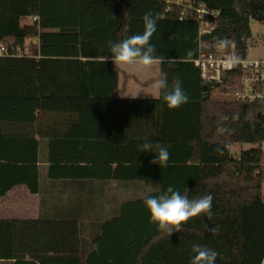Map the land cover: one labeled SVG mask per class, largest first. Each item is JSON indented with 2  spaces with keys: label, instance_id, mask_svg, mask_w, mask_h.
Returning <instances> with one entry per match:
<instances>
[{
  "label": "trees",
  "instance_id": "16d2710c",
  "mask_svg": "<svg viewBox=\"0 0 264 264\" xmlns=\"http://www.w3.org/2000/svg\"><path fill=\"white\" fill-rule=\"evenodd\" d=\"M252 1L264 14V0H188L220 12L215 28L202 37L193 8L177 0L155 1L160 11L150 43L154 55L166 61L159 64V76L167 73L169 86L178 78L189 96L188 103L170 109L163 93L157 99L129 96L126 71L111 60L109 42L142 34L146 9L119 0L116 15L100 4L83 15L81 0H0V50H7L0 56V197L22 184L39 194V171L50 178L66 169L84 170L90 177L119 180L136 193L117 219L120 234L132 243L116 252L131 264H190L193 245L217 251L216 264H264V100L214 99L216 91L241 92L246 72L238 68L226 71L220 82H205L192 62L201 48L248 58L257 43ZM223 38L234 46L219 47ZM98 127L122 133H96ZM221 127L228 131L218 132ZM145 142L168 147L166 167L151 163L156 153L143 152ZM236 144L254 147L237 157ZM6 167L11 180L1 177ZM157 186L159 192L151 191ZM169 186L181 194L188 189L190 199L212 194V215L190 219L171 236L160 230L144 200ZM206 224L218 226V233ZM111 225L102 229L100 243L110 241ZM56 230L62 245L56 258L80 261L66 246L79 241L74 225L60 219ZM7 239L0 234V264H46L54 258L34 250L32 234L26 239V233L14 232ZM8 243L11 248H1Z\"/></svg>",
  "mask_w": 264,
  "mask_h": 264
},
{
  "label": "crops",
  "instance_id": "0c3cea01",
  "mask_svg": "<svg viewBox=\"0 0 264 264\" xmlns=\"http://www.w3.org/2000/svg\"><path fill=\"white\" fill-rule=\"evenodd\" d=\"M84 2L85 0H81V10ZM150 75L156 76L149 77L148 81L145 80L146 84L148 82L149 84L141 92V96H132L135 95L134 93H128V95L135 98L157 99L159 96L151 87L153 81L157 79V75L159 78V68L152 69ZM124 77L126 78V76ZM123 81L126 91V80ZM154 94L155 96H152ZM118 102L120 99L117 100ZM113 132L122 133L119 130L103 132L99 127L96 133ZM39 166H41L40 163ZM6 168L7 171H3L1 177L4 175L3 178L11 180L13 172H10V167ZM73 169H66L64 172L62 171V174L59 173V177L50 178L44 177L47 171L44 173L39 171L37 178L39 194H33L27 185L22 184L0 197V223L3 222L0 224V234L2 238L8 236L7 240L10 242L14 232L18 235L26 233V239H29L32 234L34 250L39 249L42 255L54 257L46 264H131V260L122 259L116 252L122 248H130L132 243L131 237H122L120 234L119 230L122 227L117 219L123 216L124 203L131 201L132 198L136 199V193L132 194L131 187H121L119 180L94 178L84 170ZM39 174H43V177ZM60 219L70 221L74 225L76 238L79 241L74 245L66 246H70L71 250L76 251L75 256L78 255L77 258H80V261H76V259L60 261L56 258L55 251L62 246L56 230ZM128 222L129 227L131 221ZM111 223L110 241L103 240L100 243L102 229ZM10 246L11 244L8 243L1 248L8 249L11 248ZM101 250L104 254L96 253ZM6 264H15V262L8 261ZM36 264L43 263L36 260Z\"/></svg>",
  "mask_w": 264,
  "mask_h": 264
},
{
  "label": "clouds",
  "instance_id": "9594fccd",
  "mask_svg": "<svg viewBox=\"0 0 264 264\" xmlns=\"http://www.w3.org/2000/svg\"><path fill=\"white\" fill-rule=\"evenodd\" d=\"M144 32L142 34H134L128 38L117 42H109V48L112 53V61L115 65H140L143 67H152L165 63L162 56H155V47L150 43L154 33L157 31V18L153 13L149 12L143 16ZM218 46L221 48H228L234 46V42L228 38L218 39ZM191 54V53H189ZM108 60L105 58L104 62ZM242 62L238 57L233 56L229 59L228 64H235ZM152 87L157 96L163 93V99L168 108L178 109L182 105L189 102V96L182 87L181 81L176 78L169 86L167 73H161L159 78L155 80ZM227 119V117H223ZM228 131L226 128H218V132ZM141 150L147 153L155 152V158L151 161L152 164H159L161 168L167 166L170 158L168 147L152 142H145L141 146ZM217 151H220L218 148ZM153 192H159V188L153 187ZM213 195L206 194L199 198H189L188 189L184 194L176 190L174 186H169L166 192H161L156 196L145 197L144 203L151 214V219L158 224L160 230L166 232L169 236L173 232H179L180 226L187 223L190 219L201 216L202 214L211 216ZM207 230L216 234L219 227H212L205 225ZM194 257L190 264H216L219 253L206 246L193 245Z\"/></svg>",
  "mask_w": 264,
  "mask_h": 264
},
{
  "label": "built area",
  "instance_id": "2783aa9c",
  "mask_svg": "<svg viewBox=\"0 0 264 264\" xmlns=\"http://www.w3.org/2000/svg\"><path fill=\"white\" fill-rule=\"evenodd\" d=\"M188 0H177L179 5L193 8L198 14L201 30L200 36L209 34L216 25V19L220 15L217 10L208 9L204 5H194ZM7 55L5 47H1L0 56ZM232 56H217L214 53H207L202 50L199 56L193 60V66L199 70L200 76L205 82H220L226 71L238 68L243 69L246 74L242 79V91L235 95L237 100H248L251 102L264 100V61L240 59L242 62L228 64Z\"/></svg>",
  "mask_w": 264,
  "mask_h": 264
},
{
  "label": "rangeland",
  "instance_id": "374dc122",
  "mask_svg": "<svg viewBox=\"0 0 264 264\" xmlns=\"http://www.w3.org/2000/svg\"><path fill=\"white\" fill-rule=\"evenodd\" d=\"M155 1L156 0H130V8L146 9V13L151 12L156 17L159 15L160 10L157 4L155 3ZM118 2L119 0H92V1L85 0L81 12L82 14L85 15L94 4H100L102 5L101 7L104 9L105 13L116 15L118 13ZM31 22H32L31 20H28L27 24H31ZM251 32L253 38L257 40V43L250 46L248 59L264 61V23L258 22L252 18ZM36 44L37 41L28 43L27 50H29L30 45H32V47H35ZM157 68H159V65H153L152 67H143L140 65H122V69L125 70L127 74L126 78L124 77L123 79L126 80V87H125L126 93H130V94L134 93L135 95L132 96H141V92H143L147 88V85L149 84V82L146 84L148 78L149 77L154 78V76H156V75H150L152 69H157ZM157 79H158V75H157ZM154 82L155 81H153V83ZM152 96H155V94ZM212 97L214 99H220V100L235 99V96L223 95L219 91L214 92L212 94ZM252 147H254L253 144H236L233 147V151L235 155L238 157L240 156L243 150ZM262 148L264 149V143L262 144Z\"/></svg>",
  "mask_w": 264,
  "mask_h": 264
},
{
  "label": "water",
  "instance_id": "95a60500",
  "mask_svg": "<svg viewBox=\"0 0 264 264\" xmlns=\"http://www.w3.org/2000/svg\"><path fill=\"white\" fill-rule=\"evenodd\" d=\"M251 6V17L258 22H264V14L258 9L255 1L250 2Z\"/></svg>",
  "mask_w": 264,
  "mask_h": 264
}]
</instances>
